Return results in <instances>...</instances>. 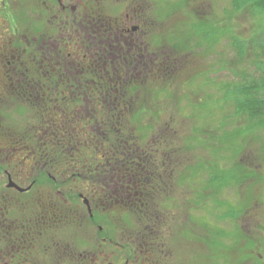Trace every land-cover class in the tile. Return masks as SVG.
Here are the masks:
<instances>
[{"label":"rangeland","instance_id":"374dc122","mask_svg":"<svg viewBox=\"0 0 264 264\" xmlns=\"http://www.w3.org/2000/svg\"><path fill=\"white\" fill-rule=\"evenodd\" d=\"M21 1L12 3L14 16L22 13ZM231 2L98 0L92 4L93 9L117 23L135 9L146 26V45L151 44L156 53L153 59H157V64L152 70L158 80L149 83L151 92L141 90L142 102L146 101L144 105L152 111L147 116L154 117L153 131L144 128V139L139 133L137 138L142 147L148 146L145 155L153 149V158L159 159L163 173L162 178L158 177L162 188L157 189V185L153 191L157 205L148 211H153L154 217L161 214L165 218L159 222L158 230L167 245L169 264H264V128L253 129L246 119L236 118L234 101L226 100L221 90L229 83H239L242 74L255 71L252 45L239 62L231 42L235 36L251 41L260 34L262 22L252 12H233ZM10 22L7 18L0 20V189L8 184L6 169L15 174L22 187L28 186L35 174L33 159L23 160L25 150H7L11 136L27 128L33 114L6 83L4 51ZM196 22L213 24L223 34L217 31L218 35L214 32L205 39L210 31L199 34L193 28ZM176 41L177 45L183 44L175 52ZM166 54L171 55L169 69L165 65ZM138 82L143 84L140 78ZM4 129L13 131L12 135L10 131L4 133ZM239 130H243L241 135L232 137ZM229 135L230 141L221 143L220 138ZM165 138L172 140L164 142ZM235 166L241 167L242 173L245 170L252 174L239 184L232 182L221 187V176L233 173L229 170L237 169ZM83 187L72 180L61 190L84 191ZM36 189L53 188L44 184ZM228 211L237 212L238 216L231 217ZM123 219L145 223L135 211L124 213Z\"/></svg>","mask_w":264,"mask_h":264},{"label":"trees","instance_id":"16d2710c","mask_svg":"<svg viewBox=\"0 0 264 264\" xmlns=\"http://www.w3.org/2000/svg\"><path fill=\"white\" fill-rule=\"evenodd\" d=\"M88 1L94 4L98 0ZM231 3L233 12H252L262 23L260 34L253 36L251 41L235 36L231 42L239 62L248 55V47L252 45L255 71L253 74H242L239 83H229L221 90L226 100L234 101L236 118L246 119L251 128L263 129L264 0H232ZM24 23L18 19L10 22L16 31L18 26L22 29ZM45 23L46 33L49 34L50 29L53 33L52 23ZM34 24L37 29L38 22ZM120 24L93 9L92 5L89 11L81 10L71 19L62 20L60 50H46L43 56L37 51L9 55L7 64H4L7 86L17 100L28 105L33 112L27 128L19 134L14 132L11 141L13 146L19 142L23 147L21 149L26 151V158H35V174L32 176V180L36 181L35 189L37 185L44 184L55 189V181L45 177L47 174L59 175L60 189L76 180L81 187L84 185V191L77 189L78 192L85 194L94 206H139L143 207L142 211L135 213L140 221L161 222L165 219L161 214L154 217L153 211H148L157 205L153 191L157 184L160 185L157 189L162 188L161 180L153 178V169L143 170L137 167L138 163H133L134 159H150L155 154L149 147L151 153L145 155L148 146L140 145L137 134L144 139V128H147L145 131H153L154 117L147 116L152 111L144 105L146 101L142 102L141 90L151 92L150 82L152 80L155 84L158 77L150 68H135L134 55L131 58L130 54L120 49L123 45L117 37L122 31ZM193 26L201 35L205 30L210 31L204 35L205 39L214 32L218 35L217 31L221 36L223 34V30L213 24L207 26L196 22ZM177 42L173 47L175 52L183 44L179 42L177 45ZM69 43H75L77 50L67 53ZM170 57L166 54L167 61ZM42 62L45 64L43 68ZM165 65L170 68L167 62ZM139 78L143 84L138 82ZM242 131L234 132L232 137L241 135ZM12 133L10 131V135ZM168 138L163 141L172 140ZM229 138L230 135L220 138V141L226 143ZM239 169L242 168H232L229 171L233 173H224L221 187H227L232 182L239 184L252 174L245 170L242 173ZM210 182L214 185L212 177ZM104 189L109 191L106 199L98 194ZM76 199L77 204L82 203L79 196ZM228 213L231 217L238 216L237 212ZM261 227L264 230V225ZM244 260L249 261L247 258Z\"/></svg>","mask_w":264,"mask_h":264},{"label":"flooded vegetation","instance_id":"af4514ba","mask_svg":"<svg viewBox=\"0 0 264 264\" xmlns=\"http://www.w3.org/2000/svg\"><path fill=\"white\" fill-rule=\"evenodd\" d=\"M14 1L17 0H0V20L25 21L22 29L18 26V31L8 23L10 35L4 51L6 60L9 55L21 52L37 51L43 56L46 50H60L62 20L71 19L78 11L92 8L88 0H22V13L14 16L11 7ZM35 21L38 22L37 29ZM46 21L52 23L53 33L51 29L49 34L46 33ZM119 28L122 31L118 32L117 37L123 43L120 49L130 54L131 58L134 55L135 68L152 70L153 64H157V59H153L156 53H153L151 44L146 45L147 31L142 15H137L133 9ZM77 48L75 43L66 46L67 53ZM170 59L167 61L169 67ZM40 64L42 68L45 67L44 62ZM9 131L4 129V133ZM10 146L7 150L23 148L19 142L13 146L11 141ZM24 157L23 160H29V157ZM30 159L36 166L35 158ZM158 160L134 159L133 163H138L137 167L143 170L153 169V178L156 180L159 175L163 177ZM5 172L8 184L5 189H0V264H169L167 245L158 230L161 229L159 222L128 223L122 220L125 212H140L143 207L94 206L77 189L61 190L59 175L40 176L53 179L56 188L38 190L35 189L33 177L30 179L28 175L30 184L22 187L13 172L7 169ZM10 181L23 190L10 186ZM98 194L106 199L109 191L104 189ZM78 196L82 206L77 204Z\"/></svg>","mask_w":264,"mask_h":264},{"label":"water","instance_id":"95a60500","mask_svg":"<svg viewBox=\"0 0 264 264\" xmlns=\"http://www.w3.org/2000/svg\"><path fill=\"white\" fill-rule=\"evenodd\" d=\"M9 185L12 186V187H15V188L19 189L20 191L23 190L22 188H20L19 186H17V185H16L14 182H12V181H10ZM85 203L88 205V200H87V199H85Z\"/></svg>","mask_w":264,"mask_h":264}]
</instances>
